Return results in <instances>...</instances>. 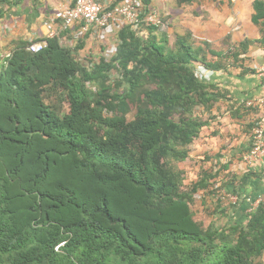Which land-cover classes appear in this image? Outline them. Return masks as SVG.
Returning <instances> with one entry per match:
<instances>
[{"label":"trees","instance_id":"trees-1","mask_svg":"<svg viewBox=\"0 0 264 264\" xmlns=\"http://www.w3.org/2000/svg\"><path fill=\"white\" fill-rule=\"evenodd\" d=\"M254 10L252 21L263 28L264 0ZM155 31L122 29L115 56L94 65L78 62L59 37L43 39L38 54L27 41L12 43L0 63V264H254L263 256L264 201L247 210L264 192L244 198L229 226L204 230L192 204L200 191L216 197L209 189L218 172L202 171L184 191L183 172L169 166L190 158L209 125L194 110L210 112L222 96L196 76L195 63L239 64L260 40L227 52L205 43L216 58L210 62L183 39L168 51ZM112 70L121 94L96 97L88 85ZM138 89L143 96L127 121ZM59 95L69 104L64 116L46 101ZM238 184L232 178L219 189L237 193Z\"/></svg>","mask_w":264,"mask_h":264},{"label":"crops","instance_id":"crops-1","mask_svg":"<svg viewBox=\"0 0 264 264\" xmlns=\"http://www.w3.org/2000/svg\"><path fill=\"white\" fill-rule=\"evenodd\" d=\"M9 1H11L9 5L0 3L2 4L0 50L3 49L1 52H5L6 56H9L14 41L23 40L33 43L50 37L53 21L58 12L75 2V0ZM254 3L255 0H237L234 3L225 0H152L151 2V6L156 7L167 22V26L154 32L155 36L158 35L157 32H162L161 38L157 37L158 40L165 38L166 42L175 44L178 40H186L194 50L203 49L210 62H214L216 58L209 54L204 46L205 43L209 44L213 51L227 52L230 45L237 46L245 41L260 40V44H253L249 47L248 53L241 55L240 59L244 61L239 64L224 61L222 64L225 68L217 70L208 69L199 63H195L194 66L196 76L212 85L213 91L222 96L212 110L206 112L208 116L206 121L209 125L200 132L199 142L196 143L198 152L190 149V158L201 159L204 155V158L215 162L221 154L222 161L239 163L240 167L237 168H241V172L237 176L240 181L236 186L237 193L226 192L241 198L264 192V162H259L252 169L244 164L250 145L249 127L258 118L256 111L244 107V102L260 96V84L255 69L259 64L264 63L262 43L264 27L255 25L252 21L255 16ZM81 27L77 25L59 36L63 46L76 49L80 57H76L78 62L89 64L82 57H86L84 55L90 52L94 44L101 42L109 44L110 41L117 39V33L101 35L100 32H93L94 30L78 39L77 34ZM93 50L96 52L95 49ZM90 64L94 63L90 62Z\"/></svg>","mask_w":264,"mask_h":264},{"label":"built area","instance_id":"built-area-1","mask_svg":"<svg viewBox=\"0 0 264 264\" xmlns=\"http://www.w3.org/2000/svg\"><path fill=\"white\" fill-rule=\"evenodd\" d=\"M116 1L75 0L73 5L64 7L58 12L53 21L54 25L50 37H59L61 33L77 25L82 26L77 34L78 39L92 30H94L93 32H100L101 35H108L118 33L129 27L134 32L146 36L149 29H160L167 26L164 16L154 6H145L141 0H123L119 3ZM225 1L234 3L237 0ZM118 46L117 39L113 43L107 44L103 58L107 61L111 60L117 53ZM45 48L46 43L38 41L30 43L27 51L31 54H38ZM255 75L260 84V96L244 102L246 109L254 110L258 115L256 125L250 134L248 156L245 157V160L251 163L264 162V63L256 67ZM261 199L259 197L253 202L247 213L254 210L262 202Z\"/></svg>","mask_w":264,"mask_h":264},{"label":"rangeland","instance_id":"rangeland-1","mask_svg":"<svg viewBox=\"0 0 264 264\" xmlns=\"http://www.w3.org/2000/svg\"><path fill=\"white\" fill-rule=\"evenodd\" d=\"M1 7L2 4H0V8ZM161 33L162 32H157L158 38H161ZM113 42L114 40L110 41L109 43H113ZM106 46L107 44H104L102 42L100 44H94L90 52L86 53L84 55L86 57H82V59L92 63L99 62L101 59H103V53L104 50L106 49ZM165 46L168 51L176 52L177 50V46L173 42L172 43L167 42ZM70 48H74V47H70ZM93 49H95L96 52ZM92 50L94 52H92ZM1 51H3V49L0 50V63L3 60V58H5L7 55L5 52L2 53ZM75 55L77 58H80L78 53H76ZM260 65L262 64H259V66ZM120 80H121V75L119 71L112 70L108 74V78L106 79V81L103 80L102 82H99L96 85L89 84L87 88L89 89V91L94 92V95L96 97H98L99 94L102 95L108 93L109 95L110 94L112 95L113 92L121 94L120 92H122V89L118 88L116 85L119 83ZM143 91L144 89H138V91H136L134 95L128 99L127 101L128 113L125 115L127 121H132L134 119V116L137 113V107L140 104L141 97L143 96ZM46 101L47 104L53 107V109L58 113L59 116H64L69 113V104L67 103L65 96L59 95L58 100L52 98L50 100L47 99ZM206 112L207 111H205L202 107H200L194 110L192 116L194 118L196 117L199 120L206 121L208 120V116L206 115ZM177 118L179 117L177 116ZM249 140H250V135H249ZM198 142H199L198 139L195 140V143H193L189 147V151L190 149H193V151L198 152V149L196 148V143L198 144ZM204 157L205 156L202 155L201 159L199 157L198 159L188 158L185 162L180 164L179 163L174 164V162H172L169 164V166L171 169H174V171L177 168V170L179 169L183 172L184 182L182 184V189L184 191L190 189L189 187L193 182H196L199 179V175L202 173V171L212 170L213 172H218L219 176H217L215 180L211 181L212 186L209 189V191H213V190L217 191L215 192L216 197L210 195L208 191H200L194 196L192 211L194 213L195 219L199 223H201V226H203L204 230L210 227L211 225H214L215 227L218 228H225L234 221V216L237 215V212H240L241 208L243 207V206L240 207L241 205L240 203L244 200V198L238 197L237 195L236 197L235 195L226 192L224 189L220 190L219 188L222 186L224 182H228L232 178H237V176H239L241 172L240 171L241 168L239 169L237 167H240V164L239 163L232 164L222 161L223 156L221 154H220V158L217 159V161L215 162L210 161L209 159H206ZM258 163L259 162L251 163L248 160H244L245 166H248L249 168L251 167V169L252 167L256 166V164ZM225 166H228V169H225L224 168ZM261 198L263 202L264 198L263 197ZM246 201L249 202V200ZM251 205L252 203L249 204L250 207ZM254 264H264V254L262 257L257 259L254 262Z\"/></svg>","mask_w":264,"mask_h":264},{"label":"clouds","instance_id":"clouds-1","mask_svg":"<svg viewBox=\"0 0 264 264\" xmlns=\"http://www.w3.org/2000/svg\"><path fill=\"white\" fill-rule=\"evenodd\" d=\"M42 41V40H41Z\"/></svg>","mask_w":264,"mask_h":264}]
</instances>
